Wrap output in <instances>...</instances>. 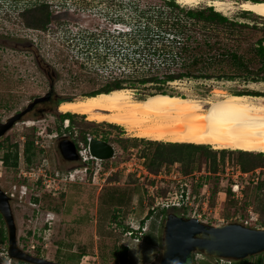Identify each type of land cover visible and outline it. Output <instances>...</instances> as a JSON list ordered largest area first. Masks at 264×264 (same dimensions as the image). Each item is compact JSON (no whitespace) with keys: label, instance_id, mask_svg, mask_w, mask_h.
<instances>
[{"label":"rangeland","instance_id":"rangeland-1","mask_svg":"<svg viewBox=\"0 0 264 264\" xmlns=\"http://www.w3.org/2000/svg\"><path fill=\"white\" fill-rule=\"evenodd\" d=\"M0 1L3 2L0 122L22 111L34 98L45 96L51 84L56 98L79 100L103 88L113 78H124L125 71L139 69V65L124 62V52H118L119 43L124 44L127 39L118 36L117 30H130L123 23L134 25L137 21L133 3L137 4L138 11L163 5L160 0ZM208 1L213 0L180 6L210 7ZM222 1L228 8L221 14L228 19L258 29L264 27V20L259 16L242 10L247 1ZM42 4L50 12L46 31L26 28L21 13ZM120 17H123L121 24L112 21L114 18L119 22ZM91 34L97 40L90 38ZM260 37L257 32L250 38V44ZM29 45L31 51L27 50ZM109 47L118 54L107 53ZM35 55L51 70H39ZM163 89L197 101H214L229 94L264 99L263 82L182 81ZM124 90H129L137 99H146L156 92L154 85L136 84ZM255 103L264 106V101ZM59 115L57 109L43 116L27 115L0 139V188L7 195L13 194L10 204L17 226V243L23 251L34 255L31 247L40 246L42 258L59 264H120L117 249L122 246L127 248L126 264H158L163 224L170 213L185 219L196 218L209 226L240 224L264 229L261 227L264 219L258 211L263 201L256 198L257 185L264 182V170L243 174L238 166L239 151L205 146L216 154L215 173L203 152L197 151L189 165L194 167L192 173L185 174V165L174 163L163 164L154 175L148 171L147 163L156 145L142 141L169 143L135 138L121 127L87 121L86 117L77 115H73V121L59 122ZM83 135L112 145L113 158L90 159L85 164L82 158L78 164L63 163L56 137L66 136L88 157L81 139ZM27 141L33 142L35 152L30 165L23 154ZM13 145L17 146L18 165L5 167L2 156ZM221 151H225L223 160ZM39 182L43 187L38 186ZM115 192L124 197L119 208L109 202V195ZM183 195L189 199L182 200ZM129 232L134 234L129 236ZM4 248L0 249V264H19L6 258ZM193 261L225 264L199 254L193 255ZM247 261V264H264V253Z\"/></svg>","mask_w":264,"mask_h":264},{"label":"trees","instance_id":"trees-1","mask_svg":"<svg viewBox=\"0 0 264 264\" xmlns=\"http://www.w3.org/2000/svg\"><path fill=\"white\" fill-rule=\"evenodd\" d=\"M160 1L163 2L162 6H148L140 11L137 10V4L130 3L137 12L135 13L137 21L134 25L123 23L124 26H130V30H117L118 36L127 39L124 44L119 43L118 46L121 47H117L119 48L118 52H124L122 55L124 62L130 61L134 65H139V69L125 71L122 73L124 78H113L103 88L85 95L86 97L107 94L123 90L126 87L133 88L136 84L138 86L154 85L156 92L149 96L182 97L173 92L169 93L163 88L182 81L264 83V27L258 29L256 26L250 27L246 23L230 20L212 7L186 9L177 4L175 0ZM243 1L262 2L259 0ZM20 17L26 28L46 31L50 21V12L48 6L42 4L24 11ZM122 19L123 17H120L117 22L112 18V21L115 24H121ZM260 19L264 20L261 17ZM257 32L261 34V37L250 44V38ZM90 38L97 40L95 34H91ZM107 51V53L113 51V54H118L112 47H109ZM127 83L128 85H125ZM59 118L60 122L63 120L73 121V115L70 114H61ZM84 135L81 139L86 145L87 138ZM142 142L156 145V150L147 163V169L151 174L157 175L163 164L174 163L184 164L185 174H190L194 167H189V165L193 162V155L197 151L203 152L205 158L209 160L212 172H216V154L209 151L208 147ZM12 148L3 154L1 161L5 167L16 168L18 150L15 145ZM33 148L32 141H27L24 144L23 154L28 165L32 164L35 157ZM238 154V166L243 174L264 170V154L240 151ZM220 155L223 160L225 151H221ZM40 183L38 186L41 185ZM263 186L264 182L260 181L256 191L257 201H263L258 207L262 219H264ZM228 194L231 195L230 190H228ZM123 200L124 197L121 193L115 192L109 195V202L116 208L123 204ZM37 201L38 199L35 198L34 202ZM162 211L164 212V210ZM151 214L152 212L148 213L147 217ZM261 224L263 225L261 227L264 228V223L261 222ZM4 247H7V236L0 216V249ZM40 250L41 247L36 246L34 255L41 257ZM117 250L120 264H126L127 248L120 246ZM247 262L245 259L231 262V264H247Z\"/></svg>","mask_w":264,"mask_h":264},{"label":"bare ground","instance_id":"bare-ground-1","mask_svg":"<svg viewBox=\"0 0 264 264\" xmlns=\"http://www.w3.org/2000/svg\"><path fill=\"white\" fill-rule=\"evenodd\" d=\"M203 0H176L179 5H197ZM216 12L225 13L222 0L208 1ZM243 11L264 19V2L247 1ZM263 98L223 95L214 101L179 96L153 95L135 98L129 90L66 100L61 114L79 115L123 128L139 139L170 144L208 146L214 150L264 153Z\"/></svg>","mask_w":264,"mask_h":264},{"label":"water","instance_id":"water-1","mask_svg":"<svg viewBox=\"0 0 264 264\" xmlns=\"http://www.w3.org/2000/svg\"><path fill=\"white\" fill-rule=\"evenodd\" d=\"M45 96L32 100L22 111L0 122V139L18 122H21L35 106L48 100ZM66 100H62L59 105ZM46 112V111H44ZM59 149L62 155L72 161L80 160L76 145L66 136ZM89 155L99 161H108L114 156V148L105 141L90 139ZM11 200L0 188V216L5 225L7 236L6 255L10 261L23 264H59L23 251L17 243V226L11 207ZM264 253V229H255L240 224L209 226L196 218H182L176 214H167L162 231V252L158 264H193V255L207 258L239 262Z\"/></svg>","mask_w":264,"mask_h":264},{"label":"flooded vegetation","instance_id":"flooded-vegetation-1","mask_svg":"<svg viewBox=\"0 0 264 264\" xmlns=\"http://www.w3.org/2000/svg\"><path fill=\"white\" fill-rule=\"evenodd\" d=\"M2 5H3V2L0 1V9H1V6ZM39 31H41V30H39ZM16 46H18V44H16ZM27 50H30V51L32 50L31 45H29L27 47ZM35 62H36V66H37V68L39 70H41V71L51 70L50 67L45 63V61H43L38 55H35ZM60 101H62V100L56 98L55 95H53V93L51 92L49 94V96H48V100L44 104L35 106L28 114H26V116L27 115H34L35 117H36V115L43 116L44 113H46L47 111L55 110L56 107H57V105H58V103ZM37 107H41V108L40 109H37ZM44 111H46V112H44ZM57 111H58V109H57ZM77 116H79V115H77ZM82 117H78V118L81 119V120H84ZM86 120L88 121V119H86ZM58 121L60 122V118H58ZM61 137L62 136H57L56 137V140L58 142L57 143L58 151L60 153V156L62 158L63 163H66V164H78L79 162H81V156H80V160H77V161L74 160V161H72V160L66 159L62 155V153L60 152V149H59L60 144H62V142H63V140H62ZM77 150H78V153H80L79 149H77ZM11 195H13V194H11ZM11 195H8V196L10 197ZM10 198H12V197H10ZM193 264H195L194 261H193Z\"/></svg>","mask_w":264,"mask_h":264},{"label":"built area","instance_id":"built-area-1","mask_svg":"<svg viewBox=\"0 0 264 264\" xmlns=\"http://www.w3.org/2000/svg\"><path fill=\"white\" fill-rule=\"evenodd\" d=\"M89 140H90V139L88 138V139H87V144L85 145L86 148H87V149H86V152H87V154H88V157H84V156H83V154H84L83 152H80V153H79L80 156H81V158H82V162H83V164L87 163L90 159L93 160V158L89 155V152H88V142H89ZM23 175H24V178L27 177L26 174H23ZM186 196H187V195H186ZM11 197L13 198V195H11ZM181 199H182V200H183V199L188 200L189 197L187 196V197L184 198V195H183V196H181ZM179 202H180V201L177 202V204H178L177 206H178V207H180ZM173 206H174V205H173ZM133 234H134L133 232H129V233H128L129 236H131V235H133ZM31 248H32V250H34L35 247L32 246ZM5 254H6V251H5ZM6 258L8 259L7 255H6ZM219 261L224 262L225 264H231L230 262H227V261H224V260H219Z\"/></svg>","mask_w":264,"mask_h":264}]
</instances>
